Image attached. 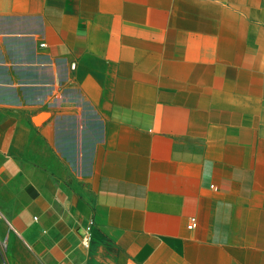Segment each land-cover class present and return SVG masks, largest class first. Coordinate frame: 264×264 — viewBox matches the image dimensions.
Here are the masks:
<instances>
[{
    "label": "crops",
    "instance_id": "0c3cea01",
    "mask_svg": "<svg viewBox=\"0 0 264 264\" xmlns=\"http://www.w3.org/2000/svg\"><path fill=\"white\" fill-rule=\"evenodd\" d=\"M0 110V246L264 264V0H0Z\"/></svg>",
    "mask_w": 264,
    "mask_h": 264
},
{
    "label": "rangeland",
    "instance_id": "374dc122",
    "mask_svg": "<svg viewBox=\"0 0 264 264\" xmlns=\"http://www.w3.org/2000/svg\"><path fill=\"white\" fill-rule=\"evenodd\" d=\"M9 115H11L10 112L0 110V118ZM2 250L3 258L0 260V264H9L7 258L10 259V264H34V262L24 254L23 247L13 233L3 242Z\"/></svg>",
    "mask_w": 264,
    "mask_h": 264
},
{
    "label": "built area",
    "instance_id": "2783aa9c",
    "mask_svg": "<svg viewBox=\"0 0 264 264\" xmlns=\"http://www.w3.org/2000/svg\"><path fill=\"white\" fill-rule=\"evenodd\" d=\"M42 46H45V43L41 44ZM0 218H2V214L0 212ZM198 225L196 219H191V221L188 224V228L189 229H194L196 228ZM91 243H92V235H91V231L90 230H86L85 233L82 236V245L86 248L89 249L91 247ZM3 258V250H2V246H0V260H2ZM82 264H92V263H82Z\"/></svg>",
    "mask_w": 264,
    "mask_h": 264
}]
</instances>
